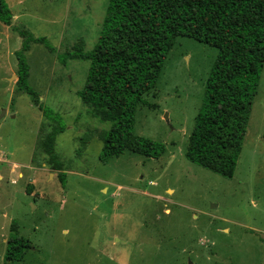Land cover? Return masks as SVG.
Segmentation results:
<instances>
[{
  "label": "rangeland",
  "instance_id": "1",
  "mask_svg": "<svg viewBox=\"0 0 264 264\" xmlns=\"http://www.w3.org/2000/svg\"><path fill=\"white\" fill-rule=\"evenodd\" d=\"M5 1L12 18L0 22V264H264V65L231 179L185 157L218 50L184 36L134 110L135 136L164 151L101 159V135L116 121L83 103L90 61L61 60L93 49L109 0ZM23 30L54 49L32 43L25 55L29 86L64 126L53 161L40 148L49 127L17 86ZM15 235L27 247L4 261Z\"/></svg>",
  "mask_w": 264,
  "mask_h": 264
},
{
  "label": "trees",
  "instance_id": "2",
  "mask_svg": "<svg viewBox=\"0 0 264 264\" xmlns=\"http://www.w3.org/2000/svg\"><path fill=\"white\" fill-rule=\"evenodd\" d=\"M11 18L6 1L0 0V22L9 26ZM19 35L23 41L15 53L17 86L38 105L49 127L40 148L53 161V146L64 126L52 110L38 102L29 86L25 55L32 43L43 44L51 52L54 49L45 38H35L29 31H19ZM179 36L218 50L185 157L231 179L264 65V0H109L93 49L84 53L76 48L80 51L65 54L61 61H90L88 81L80 92L83 103L100 111L103 119L116 121L101 135V159L118 157L124 151L152 157L164 147L135 136V105L155 87L163 61ZM59 180L64 185L63 175ZM27 244L16 235L9 239L4 261H18Z\"/></svg>",
  "mask_w": 264,
  "mask_h": 264
}]
</instances>
